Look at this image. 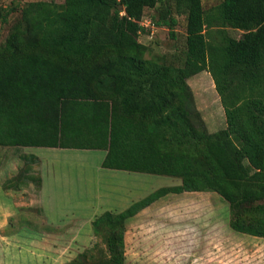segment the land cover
I'll return each instance as SVG.
<instances>
[{"label": "trees", "instance_id": "16d2710c", "mask_svg": "<svg viewBox=\"0 0 264 264\" xmlns=\"http://www.w3.org/2000/svg\"><path fill=\"white\" fill-rule=\"evenodd\" d=\"M149 9L172 36L185 15L182 65L147 57L139 21ZM16 10L0 9V22ZM205 71L226 116L215 133L188 83ZM0 147L103 150L104 169L182 181L103 213L92 222L101 242L75 264H126L128 221L169 194L215 192L234 231L264 238V0L211 11L202 0L28 3L0 45ZM28 168L6 188L36 182Z\"/></svg>", "mask_w": 264, "mask_h": 264}, {"label": "rangeland", "instance_id": "374dc122", "mask_svg": "<svg viewBox=\"0 0 264 264\" xmlns=\"http://www.w3.org/2000/svg\"><path fill=\"white\" fill-rule=\"evenodd\" d=\"M38 1L63 4L65 0H0L2 10L17 8L6 23L0 22V45L19 20L20 9ZM222 1L202 0L206 11ZM156 13V9H149L144 17ZM186 23L185 15L180 16L174 36L165 27L152 26V36L140 39L150 48L147 57H164L170 64L182 65L187 49ZM229 33L236 38L242 35L232 29ZM188 83L208 130L215 133L226 128L225 111L211 74L205 71ZM25 152V157H30L31 151ZM20 155L22 152L16 156L13 149L1 148L0 166L10 158V167L16 169L13 162L29 167V175L34 176L33 157L27 162L20 160ZM56 157L51 168L46 161L43 163L49 178L46 182L53 183L43 202V198L36 197L32 202L27 195L24 208L16 209L2 197L0 264H75L83 253L101 242L93 233L92 222L103 213H120L160 188L182 183L168 176L104 169L96 152L69 151ZM4 173L9 175L8 170ZM34 177L37 182L38 177ZM36 182L34 188L39 190ZM116 198L119 202L115 203ZM230 229L229 204L219 194H169L128 221L126 264H264V243L259 245V239L248 236L232 240Z\"/></svg>", "mask_w": 264, "mask_h": 264}, {"label": "crops", "instance_id": "0c3cea01", "mask_svg": "<svg viewBox=\"0 0 264 264\" xmlns=\"http://www.w3.org/2000/svg\"><path fill=\"white\" fill-rule=\"evenodd\" d=\"M1 148H4L5 150H7V149L12 150L13 149L14 154H16V156H18L19 152H22L23 155H20V160H23V161L32 162L31 158L33 157V162H32L33 165L32 166H35L34 167L35 174H33V175L37 176L41 181L40 182L41 185H40L39 190H37V189L35 190V188H34L35 186H34L33 182H26V183L23 182L21 184H18L17 188H6V182L8 180L16 177L19 173V170L23 168V165L21 166V165L15 164V162H13V164L16 166V169H13L12 167H10L12 164L11 159L8 158L5 161V163H7L9 166H5L7 164H3L4 166H0V178H2V179H0L1 180L0 181V201H1L2 197H5L2 200L11 201V203H13L15 205L16 209L24 208L23 205L25 206V200H26L27 195L31 198L32 202H33V197H36L39 200L43 198V200H42V202H43L45 196L48 195L46 190L53 183L52 182H49V183L46 182V180L49 178H48V175L45 174V172L43 170L44 161H46L47 164L51 168V164H52L51 161L55 160L57 158L56 156H58V154H60V153H63V152L65 153V152H69V151L96 152V156L99 158L100 165L102 166V163H103V161L106 157V154H107V151H103V150L93 151V150H76V149H62V148H49V147H0V150H1ZM25 150L31 151V153H29L30 157H25V154H26ZM71 153H74V152H71ZM75 154H79V153H75ZM7 157L8 156L6 154V158ZM6 170L9 171V175H5L4 172ZM53 179H55V178L53 177ZM31 187H32V193L30 192ZM185 194H186V192H185ZM124 201H127V200L124 199ZM116 202H119L118 199L115 201V203ZM228 232H229V236L231 237L232 240H239L242 237L245 238L246 236H248L249 238H251L253 240L259 239L261 241V242H257L259 245L262 242L264 243V238H258V237H253V236H249L246 234H240V233L234 231L233 229L228 230ZM221 244H223V243L221 242ZM259 249H260V247H259Z\"/></svg>", "mask_w": 264, "mask_h": 264}, {"label": "built area", "instance_id": "2783aa9c", "mask_svg": "<svg viewBox=\"0 0 264 264\" xmlns=\"http://www.w3.org/2000/svg\"><path fill=\"white\" fill-rule=\"evenodd\" d=\"M139 24L141 27L145 28L146 30L145 31H142L140 30L139 31V35H140V39L143 35H149V36H152V26L154 27L155 24L153 23V20L152 18L150 17H143L141 19V21H139Z\"/></svg>", "mask_w": 264, "mask_h": 264}]
</instances>
